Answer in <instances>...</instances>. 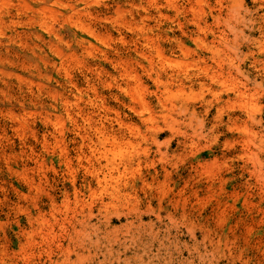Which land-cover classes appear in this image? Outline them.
I'll return each instance as SVG.
<instances>
[{
    "label": "rangeland",
    "instance_id": "obj_1",
    "mask_svg": "<svg viewBox=\"0 0 264 264\" xmlns=\"http://www.w3.org/2000/svg\"><path fill=\"white\" fill-rule=\"evenodd\" d=\"M0 264H264V0H0Z\"/></svg>",
    "mask_w": 264,
    "mask_h": 264
},
{
    "label": "bare ground",
    "instance_id": "obj_2",
    "mask_svg": "<svg viewBox=\"0 0 264 264\" xmlns=\"http://www.w3.org/2000/svg\"><path fill=\"white\" fill-rule=\"evenodd\" d=\"M110 175V174H109ZM99 176V174L97 173V177ZM104 178H106V176L104 175Z\"/></svg>",
    "mask_w": 264,
    "mask_h": 264
}]
</instances>
